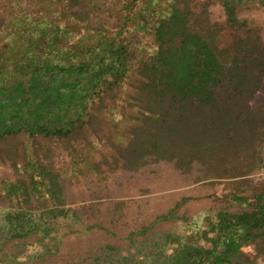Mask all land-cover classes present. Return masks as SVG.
<instances>
[{
  "label": "trees",
  "instance_id": "trees-1",
  "mask_svg": "<svg viewBox=\"0 0 264 264\" xmlns=\"http://www.w3.org/2000/svg\"><path fill=\"white\" fill-rule=\"evenodd\" d=\"M213 3L223 18L212 17ZM255 7L264 0H0V144L33 142L0 155L21 173L0 182V202L10 201L0 253L35 235L60 242L61 228H103L66 201L70 176L41 139L64 147L74 175L164 162L193 183L222 185L210 194L220 205L201 220L178 214L192 199L183 196L87 264H259L264 39L244 14ZM174 220L180 229L153 231Z\"/></svg>",
  "mask_w": 264,
  "mask_h": 264
},
{
  "label": "rangeland",
  "instance_id": "rangeland-1",
  "mask_svg": "<svg viewBox=\"0 0 264 264\" xmlns=\"http://www.w3.org/2000/svg\"><path fill=\"white\" fill-rule=\"evenodd\" d=\"M210 10L214 19L223 18L224 11L218 3L211 4ZM244 14L262 25L264 39V7H255ZM255 102L264 103V84ZM32 143V139L22 136L8 139L0 144V155L3 152L7 156L6 151L11 146L15 145L21 152L22 147L29 148ZM37 144H51L54 168L61 170L64 176H70L65 190L66 201L72 207L87 208L88 213L83 216L85 225L97 223L103 228H92L69 235H64L67 229L61 228L60 242L59 239L46 240L45 237L37 235L26 240L12 241L0 253V264H87L105 246L119 243L125 246L127 242H122L120 238H126L142 225L152 222L158 215L167 213L183 196L192 199L180 207L178 214L195 216L200 220L208 211L220 205L210 194L221 193L222 185L193 183L190 176L181 174L171 164L153 163L137 172L119 170L106 178L92 173L74 175L69 156L62 145L41 139ZM37 151L46 162L48 159L45 151ZM21 155L19 153V160L22 159ZM19 176L21 173L8 162L0 163V182L15 181ZM256 177L264 178V169ZM9 204V200L0 202V210L7 208ZM174 226L180 229L176 220L163 221L156 224L153 231L171 229ZM259 264H264V259Z\"/></svg>",
  "mask_w": 264,
  "mask_h": 264
},
{
  "label": "crops",
  "instance_id": "crops-1",
  "mask_svg": "<svg viewBox=\"0 0 264 264\" xmlns=\"http://www.w3.org/2000/svg\"><path fill=\"white\" fill-rule=\"evenodd\" d=\"M159 224V223H158Z\"/></svg>",
  "mask_w": 264,
  "mask_h": 264
}]
</instances>
